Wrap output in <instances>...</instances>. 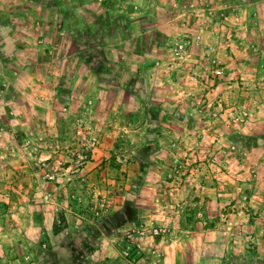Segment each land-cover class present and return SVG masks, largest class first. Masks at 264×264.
<instances>
[{"label": "rangeland", "instance_id": "1", "mask_svg": "<svg viewBox=\"0 0 264 264\" xmlns=\"http://www.w3.org/2000/svg\"><path fill=\"white\" fill-rule=\"evenodd\" d=\"M247 2L0 0V85H152L73 91L55 119L35 104L28 134L4 109L0 264H264V37L241 28ZM197 175L218 186L212 212ZM152 227L166 232L127 239Z\"/></svg>", "mask_w": 264, "mask_h": 264}, {"label": "crops", "instance_id": "2", "mask_svg": "<svg viewBox=\"0 0 264 264\" xmlns=\"http://www.w3.org/2000/svg\"><path fill=\"white\" fill-rule=\"evenodd\" d=\"M248 1H251V2H247L248 9L246 7V11L242 13V20L244 18L245 19L244 23L247 22L246 23L247 25L241 24V28L244 30L249 29L252 32L256 33L257 36H255L253 42H254V45L257 46L256 48H259L262 42V39H260L259 37H264L263 35L260 34V31H259V28L262 26V24L264 25V12H262V10L260 9L259 4H263L264 0H248ZM253 5H256V7H259L257 9L258 14L253 13L252 11L254 9ZM197 7L200 8L199 6ZM197 20H200V19L197 18ZM250 24H253L254 26H250ZM240 33L241 35L239 39H241L242 43L246 44L248 41H247L245 34H243L242 32ZM263 44H264V41H263ZM241 53L244 54L245 52H241ZM261 53L262 52H257L255 55L251 54V58L256 59L258 61L260 60L262 62V58H264V54H261ZM242 58H243L242 56L239 57L240 60ZM5 59L6 58L3 55H1V52H0V82L1 83L3 81H6L4 80L5 75L3 74V71H2L4 67L8 66ZM32 60L33 62H36L33 56H32ZM38 60H39V56H38ZM16 62L17 60L12 58V61L10 63L11 65L14 64L17 66L19 63H16ZM228 62H229V65L232 66L235 63V59L232 58L231 62L230 60H228ZM259 63L260 62H258V64L256 65H251L247 61H244V62H240L237 65L234 64V67L240 66L241 71H245V70L250 71L253 69L258 70ZM9 83L7 82V85L5 86L0 85V120L2 121V119L5 117L6 111L4 109H6V107L11 108L10 113L12 114V117L9 118L10 121L11 122H17V121L21 122L23 125L22 130L24 131L25 134L30 133L29 131H27L25 123L27 122L28 119L34 118L33 116L34 112L32 111V108L34 107L35 104L47 107L48 114L50 116L53 115L54 117L52 119H55V115L53 114V108L56 106V103L60 99H67L66 101H68L69 99H72L73 91H79L80 95L83 97L84 100L90 99L93 102L96 98H101L102 101L105 102V100H109L111 93H114V94L121 93L125 97L127 95L128 96L131 95L130 93L133 94L134 92L138 91V89L148 90V88L149 89L152 88V85H142L140 86V88H138L137 85H70L69 87V85L68 86H64V85L63 86L62 85H13V84L11 85V83L10 84ZM63 89H65V91L67 92L63 93L64 91ZM86 91L88 92L85 93ZM150 95L151 97H153L152 93ZM167 97L168 96L166 95V98ZM109 105L112 106L113 104H109ZM115 105H118V103L114 104L113 107H115ZM32 133H35V132L32 131ZM167 150L170 151V149L167 147L161 149L162 152H165ZM182 152H185V150L182 149ZM186 185L187 184L185 183L181 187L182 188L181 197H182V200L184 201L183 208H184V204L191 201L190 199L192 198L191 196H189L190 194L185 193ZM192 186L195 188V190L193 191L194 202L200 203V204L206 203L207 212H212L213 210H215V206L218 200V195H220L219 189H218L217 184L215 183V180L209 179L207 181H204V180H201V178H199L197 175L195 182L192 183ZM223 197L229 198L230 196H227L225 194ZM206 211L204 210L203 212L206 213ZM1 216L2 215H0V218ZM1 229L2 227H1V221H0V236L2 233ZM169 251L167 255L168 257L167 261L169 264H174V260H175L174 257L169 255V253L170 254H174V253L172 250H169ZM203 260H204V264H218V257L216 254H213V253L207 254V258L204 257ZM10 263H16V261L10 260Z\"/></svg>", "mask_w": 264, "mask_h": 264}, {"label": "built area", "instance_id": "3", "mask_svg": "<svg viewBox=\"0 0 264 264\" xmlns=\"http://www.w3.org/2000/svg\"><path fill=\"white\" fill-rule=\"evenodd\" d=\"M213 67H214V73L215 74H221L222 73V67H221V60L220 59H214L213 60ZM166 231L160 227H152L149 231H147L145 228L136 229L135 234H129L127 236V239H131L133 236H146L147 234L150 235H162Z\"/></svg>", "mask_w": 264, "mask_h": 264}, {"label": "trees", "instance_id": "4", "mask_svg": "<svg viewBox=\"0 0 264 264\" xmlns=\"http://www.w3.org/2000/svg\"><path fill=\"white\" fill-rule=\"evenodd\" d=\"M59 228H60V227L54 226V230H55V232H58V231H59Z\"/></svg>", "mask_w": 264, "mask_h": 264}]
</instances>
